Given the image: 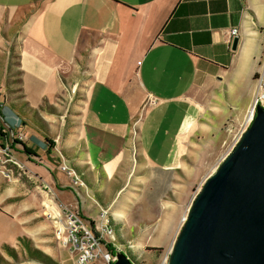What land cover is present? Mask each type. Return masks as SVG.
Listing matches in <instances>:
<instances>
[{"label":"crops","instance_id":"0c3cea01","mask_svg":"<svg viewBox=\"0 0 264 264\" xmlns=\"http://www.w3.org/2000/svg\"><path fill=\"white\" fill-rule=\"evenodd\" d=\"M69 69L87 89L81 109L61 111ZM262 72L264 0H0V101L13 133L2 144L19 163L0 152V264H45L37 250L62 264L43 199L89 225L108 208L112 245L144 246L148 221L135 202L144 173L154 175L147 150L160 149V101L196 106L186 129L182 122L172 133L179 161L169 165L179 169L197 148V128L217 141L224 120L245 115Z\"/></svg>","mask_w":264,"mask_h":264},{"label":"rangeland","instance_id":"374dc122","mask_svg":"<svg viewBox=\"0 0 264 264\" xmlns=\"http://www.w3.org/2000/svg\"><path fill=\"white\" fill-rule=\"evenodd\" d=\"M65 73L68 76L65 78V85H62L58 94L56 108L61 111H76L81 109L88 80L87 78L82 79L80 77L82 74L76 70L70 71L69 69ZM17 90L18 88L15 91ZM261 91V88H259V93ZM262 96H264V93H262ZM165 100L164 102L160 101L163 104L160 107H163V112L160 114V149L150 147L147 150L150 156L156 157L154 167L150 166L147 170L154 175L144 173L147 177L144 182L140 183L141 191L135 202L139 209H145V211L142 209L138 214L142 222L148 221V223L140 225V227L142 226L141 232L148 237V240L144 246L126 242L124 246L120 247L129 256L133 264H167L170 248L183 223L191 200L198 192L204 179L215 170L243 130L250 124V122H247V111L243 117H231L224 120L223 132L218 135L217 141H213L214 137L211 134L209 135L207 131L197 128V141H191L197 143V148H190L184 152L183 156H180L183 164L177 169L178 167L169 165L179 161L177 149L172 148V133L180 123L184 122V128L188 125L190 118L194 115L193 111L196 106H194L193 101H183L178 97ZM155 101V99H149L150 104L155 103ZM213 119V123H216V118ZM165 126L170 131L167 136L163 133ZM171 172L173 174H170ZM77 184L81 183L78 182ZM59 204L53 203L51 205L43 199L41 211L43 216L49 218L52 223L53 244L60 249L59 252L64 258L62 264H74L72 254L62 245V238L57 236L60 229L57 216L58 213H61L60 209L62 207ZM145 224L148 225L145 227ZM110 226L112 235L115 238L114 229L112 225ZM157 226L160 227V230H156ZM154 237L156 241H153ZM114 246L116 245L113 244L112 247L115 248ZM117 250H120L119 246ZM26 252L28 253V251ZM30 253L36 255L45 264H59L38 250L30 251ZM23 258L24 255H19L12 257V260L18 262ZM0 261L4 262L2 259Z\"/></svg>","mask_w":264,"mask_h":264},{"label":"water","instance_id":"95a60500","mask_svg":"<svg viewBox=\"0 0 264 264\" xmlns=\"http://www.w3.org/2000/svg\"><path fill=\"white\" fill-rule=\"evenodd\" d=\"M167 264H264V105L191 200Z\"/></svg>","mask_w":264,"mask_h":264},{"label":"built area","instance_id":"2783aa9c","mask_svg":"<svg viewBox=\"0 0 264 264\" xmlns=\"http://www.w3.org/2000/svg\"><path fill=\"white\" fill-rule=\"evenodd\" d=\"M229 33L231 41L233 37L238 35L237 27H230ZM257 77L258 87L262 91L258 93L247 111L248 123L251 122L254 116L256 104L264 105V96H262V93H264V73L258 74ZM1 108L2 102L0 101V152L7 156V158H4V162L11 161L19 166V163L8 154L10 144L7 142L2 144V136L10 133L12 137L13 133L4 121ZM20 137L22 136L20 135ZM11 140L13 139L11 138ZM60 168L67 174H73L75 183H81L78 175L67 165L63 164ZM2 172L7 175L6 171L2 170ZM61 206V213H58L57 216L60 223L57 236L62 238V245L72 254L74 264H113L116 260V252H112L107 246L109 243L112 245L114 240L107 217L108 208H102L97 220L93 225H89L76 211L70 209L67 205ZM49 207L51 208V206ZM115 249L117 250L116 246Z\"/></svg>","mask_w":264,"mask_h":264},{"label":"trees","instance_id":"16d2710c","mask_svg":"<svg viewBox=\"0 0 264 264\" xmlns=\"http://www.w3.org/2000/svg\"><path fill=\"white\" fill-rule=\"evenodd\" d=\"M108 248L112 251V252H116V249L112 247V245L109 243L107 244Z\"/></svg>","mask_w":264,"mask_h":264}]
</instances>
